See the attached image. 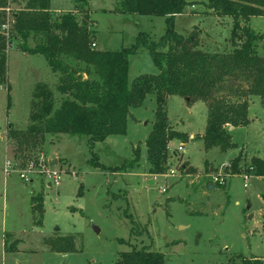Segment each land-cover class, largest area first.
<instances>
[{
    "label": "rangeland",
    "instance_id": "1",
    "mask_svg": "<svg viewBox=\"0 0 264 264\" xmlns=\"http://www.w3.org/2000/svg\"><path fill=\"white\" fill-rule=\"evenodd\" d=\"M86 1L87 6L79 0H50V12L57 17L89 8L100 51L129 48L141 34L154 43L164 35L163 17L114 13L121 0ZM185 1L188 6L175 18L174 31L183 37L196 32L197 49L204 53H231L232 20L212 16L204 7L207 0ZM25 2L7 0V7L0 8L4 14L2 24L11 28L13 14L22 10ZM81 15L78 11L79 19ZM244 25L241 22L240 26ZM247 26L264 36V18H252ZM262 43H256L255 50L264 58ZM18 44L19 41L14 42L7 52V82L0 88V165L8 159L4 151L11 159L14 156L15 147L7 138L8 126L23 131L29 125L35 86L44 84L51 90L55 108L63 100L55 90L57 76L44 58L20 52L16 49ZM28 46L33 43L29 41ZM128 63V86L139 76L158 74L150 53L142 47L129 56ZM240 86L246 88L244 82ZM248 102L251 104L247 118L256 120L233 131L237 148L225 154L214 148L205 155L199 139L206 126L204 104L196 102L187 107L184 100L169 97L165 108L168 124L174 131L194 136L196 141L188 147L184 145L182 155L176 149L180 143L171 141L166 151L167 170L159 176L149 174L145 148L154 122V94L140 108L130 110L134 120L127 121L125 135L109 136L104 142L95 143L92 151L87 137L46 135L41 146L30 153H34L32 157L43 153L47 167L56 160L57 164L49 167L60 175L57 187H49L47 178L36 167L34 174H28L31 183L20 181L16 175L25 167H16V174L11 172L8 176L0 173V264H114L120 253L142 247L161 253L165 264H240L236 258L239 256L264 261V178L224 171L228 162L238 156L240 167L249 164L244 152L249 157L256 156L264 145V109L258 97H249ZM137 147L138 166L113 173L112 168L134 158ZM91 152L97 155L103 169L88 165ZM187 160L201 169L197 176H181L178 172V163ZM171 170L175 171L174 176L169 174ZM216 176H225L224 186L212 184L211 179ZM208 185L213 189L209 190ZM36 195L43 199L41 228L33 225L29 209V200ZM4 236L8 237L6 247L17 242L15 252L5 253ZM68 236L74 238L73 253L50 252L43 243L46 238Z\"/></svg>",
    "mask_w": 264,
    "mask_h": 264
},
{
    "label": "trees",
    "instance_id": "2",
    "mask_svg": "<svg viewBox=\"0 0 264 264\" xmlns=\"http://www.w3.org/2000/svg\"><path fill=\"white\" fill-rule=\"evenodd\" d=\"M79 1L87 6L86 0ZM187 6L185 0H121L114 13L163 17L164 35L154 43L141 34L129 48L99 51L93 47L94 21L89 8L54 17L50 12V0H26L24 8L13 14L14 23L8 35L0 32V88L7 82V52L19 41L16 49L42 56L50 71L58 75L55 90L63 100L55 108L51 90L44 84L35 86L28 127L19 131L8 126L7 138L15 147L13 159L24 163L44 155L38 153L32 157L34 153L30 152L41 146L46 135L87 137L92 151L95 143H102L109 136L125 135L127 121L134 120L130 110L140 108L151 94L155 96L154 122L145 141L149 174L159 176L167 170L166 151L171 141L182 145L189 142L188 135L174 131L168 124L165 108L169 97L188 99L187 107L196 102L204 104L207 119L199 139L205 153L214 148L221 153L233 149L226 127L244 128L249 124L248 98L258 97L264 109V58L255 50L256 43L263 42L264 36L255 34L247 26L252 18H264V0L206 1L204 7L212 16L232 20L229 40L234 49L223 55L198 50L196 32L183 37L174 31L175 17L182 15ZM6 7L7 0H0V8ZM78 11L82 13L81 19L77 17ZM3 19L4 14L0 12V26ZM241 22L245 24L243 27ZM29 41L32 47L28 46ZM140 47L150 53L158 74L139 76L128 86V58ZM229 80L235 85H230ZM243 82L245 89L240 86ZM6 108H10L9 97ZM133 157L120 167L112 168L113 173L135 169L140 160L139 147L133 150ZM240 161L239 156L231 160L224 171L264 178V147L262 158L252 157L249 164L244 163L242 167ZM88 165L104 168L93 152ZM177 170L181 176L198 175L197 169L186 162L178 163ZM42 203L39 195L31 198V215L37 228L42 226ZM43 243L50 252L74 251L72 236L46 238ZM16 244L13 241L6 247L5 242L6 252H15ZM236 258L240 264H264L253 256ZM114 264H165V259L161 253L142 247L120 253Z\"/></svg>",
    "mask_w": 264,
    "mask_h": 264
},
{
    "label": "built area",
    "instance_id": "3",
    "mask_svg": "<svg viewBox=\"0 0 264 264\" xmlns=\"http://www.w3.org/2000/svg\"><path fill=\"white\" fill-rule=\"evenodd\" d=\"M8 26H6L5 24H2L0 26V32L1 33H5L6 35L8 34ZM93 47H95V45H93ZM177 151L182 155L184 154L185 150H184V145L182 144H179L178 147L176 148ZM45 155H39L35 158H32L30 160H28L27 162H18V161H15L13 158L12 159H7L3 162L2 165H0V173L5 175V176H8L11 172H13V170L16 168V167H25L24 171L21 170L19 174H16L19 178L20 181H23L24 183H31L32 181L29 179L28 177V174H34L33 172V168H37V171L40 172V174L42 175H45V177L47 178L48 180V186L49 187H57L59 185V173L55 170H53L51 167V163L52 162H49V165L48 167L46 166V160H45ZM21 166H19V165ZM50 166V167H49ZM169 174L171 176H174L175 175V171L174 170H171L169 171ZM248 179L247 176L244 177V181L246 182ZM212 184H215L217 186H224L225 185V182H226V178L225 176H216V177H212ZM244 187H246V184H244Z\"/></svg>",
    "mask_w": 264,
    "mask_h": 264
},
{
    "label": "crops",
    "instance_id": "4",
    "mask_svg": "<svg viewBox=\"0 0 264 264\" xmlns=\"http://www.w3.org/2000/svg\"><path fill=\"white\" fill-rule=\"evenodd\" d=\"M9 1H11V0H9ZM176 17H179V16H176ZM175 17V18H176ZM96 50H98L97 49V45H96V43H95V47H94ZM100 51V50H99ZM54 75H56V74H54ZM57 76V78H56V81L58 82V75H56ZM251 102H252V99H251ZM251 102L249 103V106H250V104H251ZM260 114H262L261 112H260ZM206 116H207V111H206ZM249 120V124L251 123V122H254L255 120H256V117H254V118H252V119H248ZM237 128H232V127H227V131H228V133L230 134V137H231V141H232V144L234 145V148H237V145L233 142V140H232V133H233V131H235ZM176 132H178V131H176ZM202 135V134H201ZM196 136V135H195ZM188 137H189V142L187 143V144H185L187 147L189 146V144H190V142H193V141H196V140H193V138H194V136H192V135H188ZM175 142H178V141H176V140H174ZM200 141V140H199ZM201 144H202V142H201ZM263 147H264V145L262 146V149H260L261 151L260 152H258L257 153V155L256 156H252V157H256V158H262L263 157ZM184 150H185V148H184ZM201 151H203V153H205L204 152V150H203V145H202V147H201V149H200ZM241 150H243V149H241ZM237 151L239 152L240 151V149H237ZM210 151H208L207 153H205V155L206 154H208ZM228 152V151H227ZM226 152V153H227ZM243 152H244V150H243ZM185 153V152H184ZM223 154H225V153H223ZM4 155H6V157L5 158H8V159H11L10 157H8L7 156V153L4 151ZM244 155L246 156V159H250V158H252V157H249V156H247V154L244 152ZM234 157H236V156H234ZM233 157V158H234ZM4 158V159H5ZM205 161H207V160H205ZM231 161V160H230ZM229 161V162H230ZM188 162H190V161H188L187 160V162L186 163H188ZM228 162V163H229ZM227 164V163H226ZM191 167H193V168H196L197 169V171H198V173L200 172V170L201 169H198L197 167H194L191 163L189 164ZM257 178V177H256ZM3 180V182H5V178H3L2 179ZM209 186H211V185H208V187ZM214 187V186H213ZM213 187H212V189H213ZM211 189V190H212ZM2 195H1V193H0V197H1ZM33 197V196H32ZM31 197V198H32ZM31 198H30V200H29V205H30V207H29V209H30V212H31V207H32V205H31ZM6 236H4L3 237V242H4V251H5V253H6V248H5V242H6ZM17 263H19V262H17Z\"/></svg>",
    "mask_w": 264,
    "mask_h": 264
},
{
    "label": "water",
    "instance_id": "5",
    "mask_svg": "<svg viewBox=\"0 0 264 264\" xmlns=\"http://www.w3.org/2000/svg\"><path fill=\"white\" fill-rule=\"evenodd\" d=\"M263 46H264V40H263ZM229 84H230V85H235V84L232 82V80H229ZM185 102H188V99H186ZM56 164H57L56 160H53L52 163H51V166L56 165ZM212 187H213V186H209L208 189L211 190ZM93 229H94V231H95L96 233H99V231H98L96 228H93Z\"/></svg>",
    "mask_w": 264,
    "mask_h": 264
}]
</instances>
